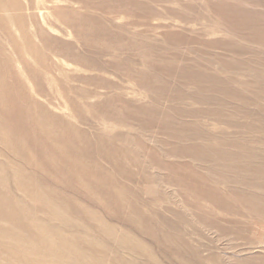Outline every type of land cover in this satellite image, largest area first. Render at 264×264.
Here are the masks:
<instances>
[{
  "label": "rangeland",
  "instance_id": "1",
  "mask_svg": "<svg viewBox=\"0 0 264 264\" xmlns=\"http://www.w3.org/2000/svg\"><path fill=\"white\" fill-rule=\"evenodd\" d=\"M191 3L0 0V264H225L221 246L264 264L238 256L264 190L218 230L189 224L207 211L188 189Z\"/></svg>",
  "mask_w": 264,
  "mask_h": 264
},
{
  "label": "bare ground",
  "instance_id": "2",
  "mask_svg": "<svg viewBox=\"0 0 264 264\" xmlns=\"http://www.w3.org/2000/svg\"><path fill=\"white\" fill-rule=\"evenodd\" d=\"M200 7L205 16L199 20L192 18L189 24L192 116L188 189L189 194L201 195L207 211L200 213L189 203L187 213L189 224L218 230L214 224H224L234 215L242 217L240 209L237 210L240 196L250 195L252 190H264L256 182L264 178V134L255 136L251 144L244 141L246 131L238 132L235 128L237 116L241 120L264 121V20L250 18L252 9L264 13V4L252 0H192L194 13ZM226 110L231 115H225ZM209 140L217 146L209 147ZM246 212L245 223L252 226V238L239 251L241 261H246L248 256H264V226L252 222L251 211ZM217 238L220 243L221 238ZM215 253L218 262L225 264L235 257L223 246ZM204 257L209 260L210 256Z\"/></svg>",
  "mask_w": 264,
  "mask_h": 264
}]
</instances>
